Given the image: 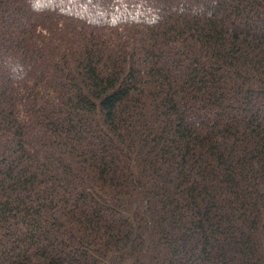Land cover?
<instances>
[{
	"label": "trees",
	"instance_id": "1",
	"mask_svg": "<svg viewBox=\"0 0 264 264\" xmlns=\"http://www.w3.org/2000/svg\"><path fill=\"white\" fill-rule=\"evenodd\" d=\"M0 264H264V0H0Z\"/></svg>",
	"mask_w": 264,
	"mask_h": 264
}]
</instances>
